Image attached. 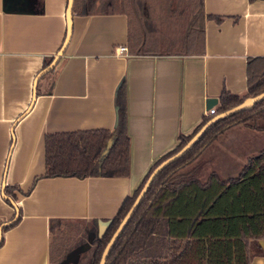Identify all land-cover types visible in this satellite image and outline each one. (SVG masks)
Masks as SVG:
<instances>
[{
    "label": "crops",
    "instance_id": "crops-1",
    "mask_svg": "<svg viewBox=\"0 0 264 264\" xmlns=\"http://www.w3.org/2000/svg\"><path fill=\"white\" fill-rule=\"evenodd\" d=\"M66 4L16 0L7 5L0 0V227L15 214L3 189L24 193L13 191L19 221L2 232L0 264H51L53 220L83 223L102 234L151 168L177 147L178 137L191 134L203 118L220 114H207V99H217V109L223 92L244 98L247 59L264 57L262 0H202V13L199 7L165 10L158 23L182 14V27L152 29L150 38L147 28L150 49L141 55L128 51V16L121 2L120 10L72 13L69 43L55 67L38 79L32 102L36 76L64 41ZM140 5L149 9L150 0ZM200 35L202 52L197 54ZM121 46L126 56L117 54ZM121 83L128 176L45 177V135L114 131ZM262 151L264 122H241L176 175L201 184L212 173L221 181L235 179ZM259 244L264 252V241ZM249 264H264V254Z\"/></svg>",
    "mask_w": 264,
    "mask_h": 264
},
{
    "label": "trees",
    "instance_id": "trees-1",
    "mask_svg": "<svg viewBox=\"0 0 264 264\" xmlns=\"http://www.w3.org/2000/svg\"><path fill=\"white\" fill-rule=\"evenodd\" d=\"M140 1L143 0H121L128 16V51L135 55L145 54L150 49L146 45V22L142 29L137 25L136 10ZM181 2H184L183 10L195 11L199 7L202 13V0ZM89 11L85 0H74L73 14L86 15ZM148 25L150 23L147 22ZM200 41L197 54L202 52V35ZM246 77V96L239 98L223 92L219 107L215 109L216 114L239 105L245 98L264 92V57L247 59ZM116 101L118 120L114 131L45 135V177L128 176L129 137L124 83L117 90ZM208 120L203 118L191 134L178 137L177 147L151 168L134 195L124 201L118 215L109 221L102 235L95 236L81 264H99L105 245L153 169L178 152ZM257 120L264 122V99L249 109L213 123L181 158L158 173L115 241L105 264H249L254 256L264 254L259 244L264 241V151L249 159L235 179L221 181L212 173L201 184L195 178L176 175L226 130L241 122ZM14 190L24 194L15 187H5L2 192L4 201L15 209V214L10 221L1 224L0 246L2 232L19 221ZM61 222L53 220L49 225L51 264L65 261V242L69 239L59 229ZM92 229L97 234V229Z\"/></svg>",
    "mask_w": 264,
    "mask_h": 264
},
{
    "label": "rangeland",
    "instance_id": "rangeland-1",
    "mask_svg": "<svg viewBox=\"0 0 264 264\" xmlns=\"http://www.w3.org/2000/svg\"><path fill=\"white\" fill-rule=\"evenodd\" d=\"M130 1V0H127ZM181 0H150V6L149 9H146L145 6L141 7V1L139 4L138 14H137V25L141 29L144 26V23L146 22V28L149 27L148 32V38L152 37V32L155 28L163 29L164 27H169L170 30L176 28V30L179 27H182V22L180 21L181 17H183L182 14L175 15L171 17V19L163 20V22L158 23V19L164 16L163 11L166 10H173L176 7L180 10H183L184 8V2H181ZM86 8L90 11H99V10H120L122 8L121 6V0H85ZM126 8V7H125ZM164 8V9H163ZM140 10V11H139ZM161 10V13H160ZM148 11V12H147ZM183 11H187L184 9ZM147 13V14H146ZM168 13V12H167ZM139 17V19H138ZM149 18L146 20V18ZM147 22L150 23V25L147 26ZM153 29V30H152ZM155 36H158L159 31L156 30ZM59 229L63 230L65 232L68 241H66V251L65 254V261L62 264H81L83 263V255L91 248L92 241L94 240L95 236H100L99 233H94L91 229L87 228L85 224L83 223H62L59 225ZM91 230V231H90Z\"/></svg>",
    "mask_w": 264,
    "mask_h": 264
},
{
    "label": "water",
    "instance_id": "water-1",
    "mask_svg": "<svg viewBox=\"0 0 264 264\" xmlns=\"http://www.w3.org/2000/svg\"><path fill=\"white\" fill-rule=\"evenodd\" d=\"M15 1L16 0H6L7 5H10V4L14 3ZM73 3H74V0H67L66 9H65L66 29H65L64 41H63L60 49L57 51L56 55L53 57L51 62L48 64V66L46 68H44L43 70H41L38 73V75L36 76V78L34 80V83H33L32 102L34 101V98H35V91H36V85H37L38 79L40 78V76H42L43 74H45L46 72L50 71L52 68L55 67V65L58 63L60 57L63 55V53H64V51H65V49H66V47H67V45L69 43V40H70V37H71V32H72V8H73ZM263 99H264V92L260 93L259 95L255 96V97L246 98L239 105H237V106H235V107H233V108H231V109H229V110H227V111H225L223 113H220V114L212 117L210 120H208L199 129V131L178 152H176L174 155H172V156L166 158L165 160H163L161 163H159L153 169V171L150 173V175L148 176L147 180L143 184V187L140 189V191H139L138 195L136 196L134 202L132 203L131 207L129 208V210L127 211L125 216L122 218V220L119 223L118 227L116 228V230L112 234L111 238L109 239V241L105 245V247L103 249V252L101 254V258H100L99 264H105L107 256H108L111 248L113 247L115 241L117 240L118 236L121 234V232L125 228L126 224L130 220V218H131L132 214L134 213L135 209L140 204L141 200L143 199L145 193L147 192L150 184L152 183V181L154 180L156 175L158 173H160L165 167L170 165L172 162H174L177 159L181 158L197 142V140L204 134V132L207 130V128H209L213 123H215V122H217V121H219L221 119H224L226 117L232 116V115H234V114H236V113H238V112H240L242 110L249 109L256 102L261 101ZM216 104H217V99L209 98L206 101L205 107H206L207 110H209L210 108H213V106L216 105ZM30 107H31V105H30ZM109 144H110V142H109Z\"/></svg>",
    "mask_w": 264,
    "mask_h": 264
},
{
    "label": "built area",
    "instance_id": "built-area-1",
    "mask_svg": "<svg viewBox=\"0 0 264 264\" xmlns=\"http://www.w3.org/2000/svg\"><path fill=\"white\" fill-rule=\"evenodd\" d=\"M117 54H118V55H119V54H125V56H126V54H127V48L124 47V46L118 47V48H117ZM207 114H208L209 116H211V115H215V114H216L215 109H214V108H210V109L208 110Z\"/></svg>",
    "mask_w": 264,
    "mask_h": 264
}]
</instances>
